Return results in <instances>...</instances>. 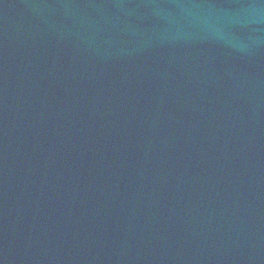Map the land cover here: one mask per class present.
Segmentation results:
<instances>
[{
	"label": "water",
	"instance_id": "1",
	"mask_svg": "<svg viewBox=\"0 0 264 264\" xmlns=\"http://www.w3.org/2000/svg\"><path fill=\"white\" fill-rule=\"evenodd\" d=\"M0 264H264V0H0Z\"/></svg>",
	"mask_w": 264,
	"mask_h": 264
}]
</instances>
